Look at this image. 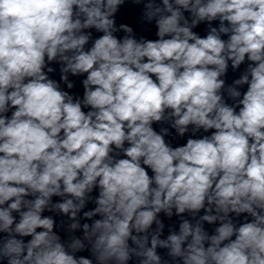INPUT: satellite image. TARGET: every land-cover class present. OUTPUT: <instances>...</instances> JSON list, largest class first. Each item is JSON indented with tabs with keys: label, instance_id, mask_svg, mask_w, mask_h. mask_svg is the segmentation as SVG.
Masks as SVG:
<instances>
[{
	"label": "clouds",
	"instance_id": "9594fccd",
	"mask_svg": "<svg viewBox=\"0 0 264 264\" xmlns=\"http://www.w3.org/2000/svg\"><path fill=\"white\" fill-rule=\"evenodd\" d=\"M0 264H264V0H0Z\"/></svg>",
	"mask_w": 264,
	"mask_h": 264
}]
</instances>
